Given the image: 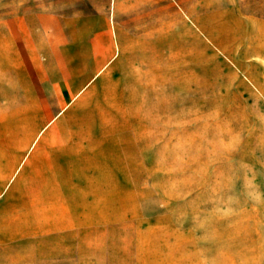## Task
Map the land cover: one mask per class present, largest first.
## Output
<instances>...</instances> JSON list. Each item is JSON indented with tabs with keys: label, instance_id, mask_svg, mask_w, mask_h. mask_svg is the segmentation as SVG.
Wrapping results in <instances>:
<instances>
[{
	"label": "rangeland",
	"instance_id": "374dc122",
	"mask_svg": "<svg viewBox=\"0 0 264 264\" xmlns=\"http://www.w3.org/2000/svg\"><path fill=\"white\" fill-rule=\"evenodd\" d=\"M0 264H264V0H0Z\"/></svg>",
	"mask_w": 264,
	"mask_h": 264
}]
</instances>
